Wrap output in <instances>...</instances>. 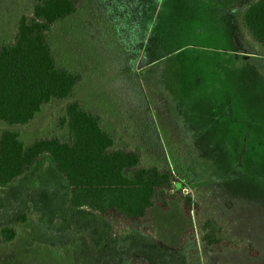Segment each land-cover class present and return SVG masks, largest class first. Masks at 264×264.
Segmentation results:
<instances>
[{"label": "rangeland", "instance_id": "1", "mask_svg": "<svg viewBox=\"0 0 264 264\" xmlns=\"http://www.w3.org/2000/svg\"><path fill=\"white\" fill-rule=\"evenodd\" d=\"M32 0H0V46ZM258 0H88L49 35L57 65L82 74L75 98L167 169L179 199L150 221L126 225L68 206L70 190L48 159L0 189V264H264V46L239 15ZM71 102V101H70ZM70 102L53 100L20 131L26 146L58 135ZM180 192V193H179ZM216 221L230 245L203 242Z\"/></svg>", "mask_w": 264, "mask_h": 264}, {"label": "trees", "instance_id": "2", "mask_svg": "<svg viewBox=\"0 0 264 264\" xmlns=\"http://www.w3.org/2000/svg\"><path fill=\"white\" fill-rule=\"evenodd\" d=\"M88 0H32L30 13L17 22L11 40L0 46V123L27 126L53 100L70 102L59 128L67 126L71 142L58 135L34 140L26 146L20 131L4 130L0 137V189L31 173L48 159L65 180L73 210L87 209L104 219L126 225L150 221L155 207L170 209L179 199L190 216L194 204L178 192L171 173L161 166H146L141 148H116V133L107 132L101 115L86 110L74 100L82 81L57 65L49 35L56 25L82 11ZM246 37L264 46V0L248 6L239 15ZM180 193V192H179ZM203 242L224 248L230 245L227 232L216 222L203 225ZM20 236L14 226L0 229V242L10 244Z\"/></svg>", "mask_w": 264, "mask_h": 264}, {"label": "crops", "instance_id": "3", "mask_svg": "<svg viewBox=\"0 0 264 264\" xmlns=\"http://www.w3.org/2000/svg\"><path fill=\"white\" fill-rule=\"evenodd\" d=\"M33 122V121H32Z\"/></svg>", "mask_w": 264, "mask_h": 264}]
</instances>
